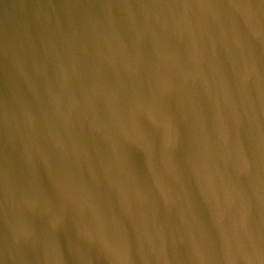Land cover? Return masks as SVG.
I'll list each match as a JSON object with an SVG mask.
<instances>
[{"label": "water", "instance_id": "water-1", "mask_svg": "<svg viewBox=\"0 0 264 264\" xmlns=\"http://www.w3.org/2000/svg\"><path fill=\"white\" fill-rule=\"evenodd\" d=\"M0 264H264V0H0Z\"/></svg>", "mask_w": 264, "mask_h": 264}]
</instances>
